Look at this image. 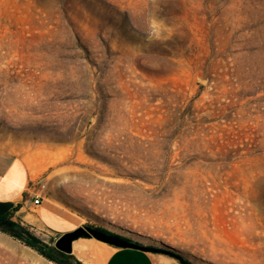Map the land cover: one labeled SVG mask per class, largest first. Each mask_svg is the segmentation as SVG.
Returning <instances> with one entry per match:
<instances>
[{
	"label": "rangeland",
	"instance_id": "374dc122",
	"mask_svg": "<svg viewBox=\"0 0 264 264\" xmlns=\"http://www.w3.org/2000/svg\"><path fill=\"white\" fill-rule=\"evenodd\" d=\"M0 152L80 226L264 264V0H0ZM19 206L50 256L0 224V264H67L56 241L80 226ZM78 240L83 264L110 254Z\"/></svg>",
	"mask_w": 264,
	"mask_h": 264
},
{
	"label": "crops",
	"instance_id": "0c3cea01",
	"mask_svg": "<svg viewBox=\"0 0 264 264\" xmlns=\"http://www.w3.org/2000/svg\"><path fill=\"white\" fill-rule=\"evenodd\" d=\"M31 181L32 175L25 160L13 153L0 152L1 202L20 204L16 213L20 214L27 223L47 228L50 231L63 234L67 230L80 226V220L72 212L55 203L47 202L43 197L40 204H35L34 198L39 193L35 187L31 186ZM82 238L90 242L95 237ZM102 242L105 245L100 247L101 251H109L110 254L102 263L95 262L94 264H186L181 259L177 258L178 261L164 253ZM89 255L91 256L90 252Z\"/></svg>",
	"mask_w": 264,
	"mask_h": 264
},
{
	"label": "water",
	"instance_id": "95a60500",
	"mask_svg": "<svg viewBox=\"0 0 264 264\" xmlns=\"http://www.w3.org/2000/svg\"><path fill=\"white\" fill-rule=\"evenodd\" d=\"M12 206H13L12 202H1L0 201V215L5 214ZM0 224L6 226L5 224H2V223ZM8 228L14 230L17 233H21V234L23 233L19 229L11 228V227H8ZM82 237H95L99 240H102V241H105L111 244L120 245V246H130L134 248H139V249H143L147 251H154V252H159V253L161 250L160 248L148 247L142 244H137L135 241H130L120 236H114V235L108 234L107 232L99 228L97 229V228H93L90 226H80L79 228L75 230L64 233L62 236H60L57 239L56 248L65 253H73V242ZM35 246L38 249L45 250L43 245L39 243H35ZM175 257L183 261V259L180 256H175ZM67 264H71V263H67Z\"/></svg>",
	"mask_w": 264,
	"mask_h": 264
},
{
	"label": "trees",
	"instance_id": "16d2710c",
	"mask_svg": "<svg viewBox=\"0 0 264 264\" xmlns=\"http://www.w3.org/2000/svg\"><path fill=\"white\" fill-rule=\"evenodd\" d=\"M7 214L8 212H6L5 214H2L0 215V223L2 224H5L6 226L8 227H11V228H16V229H19L20 231H22L24 234H25V238H24V241L30 245V246H33L35 247L36 249H38L36 246H35V243H39L41 244V241L40 239L32 234L30 231H28L25 227H23L20 223L10 219L7 217ZM101 230L103 231H108L106 229H103L101 228ZM110 232V231H108ZM112 233V232H111ZM126 238V237H124ZM130 241H133L129 238H126ZM137 244H140L138 242H136ZM41 253H43L44 255L46 256H50V254L46 251V250H41V249H38ZM56 250H58L56 248ZM60 252V255H61V261L65 262V263H71V264H83V262L81 260H79L75 255H73L72 253H65V252H62L60 250H58ZM160 253H164V254H168V255H171V256H178L176 255L174 252L172 251H167V250H164V249H161L160 250ZM183 261L186 263V264H191L189 261H186L183 259Z\"/></svg>",
	"mask_w": 264,
	"mask_h": 264
},
{
	"label": "bare ground",
	"instance_id": "6f19581e",
	"mask_svg": "<svg viewBox=\"0 0 264 264\" xmlns=\"http://www.w3.org/2000/svg\"><path fill=\"white\" fill-rule=\"evenodd\" d=\"M51 203V202H50ZM73 252L78 256H85L86 255V247L80 240H75L73 242ZM89 264V262H87Z\"/></svg>",
	"mask_w": 264,
	"mask_h": 264
},
{
	"label": "built area",
	"instance_id": "2783aa9c",
	"mask_svg": "<svg viewBox=\"0 0 264 264\" xmlns=\"http://www.w3.org/2000/svg\"><path fill=\"white\" fill-rule=\"evenodd\" d=\"M45 187V185H44ZM41 199H42V195L39 193L38 195H36V197L34 198V203L35 204H40L41 203Z\"/></svg>",
	"mask_w": 264,
	"mask_h": 264
}]
</instances>
